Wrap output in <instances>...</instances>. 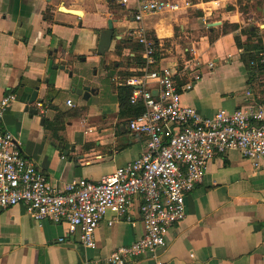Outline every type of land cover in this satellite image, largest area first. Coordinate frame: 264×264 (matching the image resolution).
I'll list each match as a JSON object with an SVG mask.
<instances>
[{
  "label": "crops",
  "instance_id": "obj_1",
  "mask_svg": "<svg viewBox=\"0 0 264 264\" xmlns=\"http://www.w3.org/2000/svg\"><path fill=\"white\" fill-rule=\"evenodd\" d=\"M168 1L177 8L145 15L143 22L159 44L158 68L178 65L176 53L191 51L183 62L198 60L201 74L191 89L181 92V103L212 116L220 109L232 112L257 102L264 93V66L253 68L249 75L240 60L235 32H223L222 25L229 22L248 32L260 30L264 47V0H246L257 8L243 12L238 0ZM134 9L135 0L125 6L114 0H0V98L8 92L17 96L5 111L1 128L15 137L22 155L33 160L56 187L73 179L98 181L143 150L145 138L133 136L127 127L134 108L123 110L119 103L123 96L119 88L139 70L127 44L133 41L128 33L134 26L129 18ZM108 18L115 20L120 38L98 55L99 34ZM177 31L179 37L194 39L181 47L171 42ZM165 41L175 47L170 57L159 55L168 51ZM96 64L110 72L109 79L89 78L85 71ZM83 86L97 92L83 99L72 91ZM35 87L37 100L28 104ZM67 100L74 106L69 107ZM60 113L66 115L59 117ZM55 120L58 124H53ZM185 209V218L170 229L165 246L130 264H264V159L255 166L235 150L215 157L203 181L186 195ZM130 213L132 223L112 226L106 224L112 216L108 213L95 231V247L88 248L81 243L80 232H69L66 223L35 221L22 205L2 209L0 264L102 260L143 234L136 203Z\"/></svg>",
  "mask_w": 264,
  "mask_h": 264
},
{
  "label": "built area",
  "instance_id": "obj_2",
  "mask_svg": "<svg viewBox=\"0 0 264 264\" xmlns=\"http://www.w3.org/2000/svg\"><path fill=\"white\" fill-rule=\"evenodd\" d=\"M114 1L124 6L128 2ZM175 8L168 0H135L134 26L128 34L142 48L144 70L123 83L133 87L130 103L143 108L128 119L127 127L133 136L144 137L145 144L126 165L98 181L73 179L59 188L33 160L22 155L15 137L0 124V210L22 205L35 221L66 223L69 232L78 230L81 243L94 248L95 231L106 215L112 214L106 220L108 226L132 223L130 209L136 203L143 226L141 237L91 264H130L138 256L164 247L170 229L185 218L186 195L203 181L207 165L215 157L235 150L255 166L264 159V93L251 105L204 116L181 103V92L191 89L201 74L196 57L182 65L150 69L157 63L159 44L145 28L144 16ZM250 65L264 66V51L256 53ZM16 100L13 92L0 98V123ZM66 104L74 106L71 100Z\"/></svg>",
  "mask_w": 264,
  "mask_h": 264
},
{
  "label": "trees",
  "instance_id": "obj_3",
  "mask_svg": "<svg viewBox=\"0 0 264 264\" xmlns=\"http://www.w3.org/2000/svg\"><path fill=\"white\" fill-rule=\"evenodd\" d=\"M229 10H231V9L229 8ZM227 27H229V29ZM222 31L223 32H227V31L235 32V36H234L235 43H236L237 47L241 49L240 60L243 63V65L245 66L249 75H251L252 69L255 67L250 65V61L255 57L256 53L263 50V48H264L263 44H262L261 35L259 34L260 30L248 32L247 29H243V28L239 29L238 24H232V23L224 22L222 25ZM242 37H244V39H242ZM132 40H133L132 42L130 41L127 44H128V47L133 51L134 58L137 59V61H138V65H139L138 75H141L143 73V70H144V60L141 56L142 48L134 38H132ZM154 40L156 41V43H158V41L156 39H154ZM157 56L158 55L156 53V57ZM156 68H157V65L152 66L150 69L153 70ZM132 89H133V87H131V86H125V87L119 88V90L123 92V96H121L119 103H120L121 108L124 107V108H122L123 110L127 106H131L132 108H134L132 116H135V115L140 114L143 111V108L140 104L132 105L130 103L129 97H130V94L132 92ZM65 115L66 114H64V113H60L59 117H64ZM56 120L58 121V119H56ZM56 120L53 122V124H58ZM60 129H61V127H59L57 130H60ZM59 140L64 141V139L62 137H60Z\"/></svg>",
  "mask_w": 264,
  "mask_h": 264
},
{
  "label": "rangeland",
  "instance_id": "obj_4",
  "mask_svg": "<svg viewBox=\"0 0 264 264\" xmlns=\"http://www.w3.org/2000/svg\"><path fill=\"white\" fill-rule=\"evenodd\" d=\"M238 8H239L240 11L243 12V11L250 10V8H251V10H252V8H253V10H255V8H257V7H256V3H254V4L252 3L251 4L249 1L247 3L246 0H238ZM215 18L218 19V17H215ZM227 28L229 29V27H227ZM199 30L201 32H205L206 31L205 28H203V29L201 28ZM178 31H179V29H178ZM178 31L176 32L175 39H173V41H171V42H176V43L180 44L181 47H186V42H189L190 39L193 40L194 38L191 35H187L188 38H186L185 35H182L181 37H179V33L180 32H178ZM214 35H215V33L210 35L209 36V40H212ZM171 42L170 41H167V42L165 41L164 42V45H165V47H166V49L168 51H161L160 54H159L160 57H170V55H171L170 53L171 52H173V54H175V47H174V45H172ZM170 48H172V50ZM191 53H192L191 51H189V52H187L185 54L176 53V57H175V61L174 62H176L178 65H182L184 59H189L192 56ZM85 72L89 76V78L93 79L94 82L103 81L105 76L108 79L110 78V76H109L110 72L109 71H104L103 68L99 64H96L95 66H91Z\"/></svg>",
  "mask_w": 264,
  "mask_h": 264
},
{
  "label": "water",
  "instance_id": "obj_5",
  "mask_svg": "<svg viewBox=\"0 0 264 264\" xmlns=\"http://www.w3.org/2000/svg\"><path fill=\"white\" fill-rule=\"evenodd\" d=\"M60 8L63 10H66L68 12H71V13L80 14V11L66 9L63 5H61ZM114 21H115L114 19L108 18L106 20V27L100 31L98 44H97V50H96L98 55H102L106 51H108L112 42L114 40H118L120 38V36L116 35V29L114 27ZM215 24H219V23L218 22L217 23H211V25H215ZM55 68H56V66H55ZM60 68L63 69V66H60ZM37 90H38V88L35 87L33 89V91L31 92V95H30L29 100H28V104H32L37 100ZM72 91H74L77 95L81 96L83 99H87L91 93L97 92L95 89H92L88 86L72 87ZM38 103H41L40 99H38ZM29 111H31L34 114L38 113L37 109H29ZM42 121H43V119H42Z\"/></svg>",
  "mask_w": 264,
  "mask_h": 264
},
{
  "label": "flooded vegetation",
  "instance_id": "obj_6",
  "mask_svg": "<svg viewBox=\"0 0 264 264\" xmlns=\"http://www.w3.org/2000/svg\"><path fill=\"white\" fill-rule=\"evenodd\" d=\"M129 18H131V17H129Z\"/></svg>",
  "mask_w": 264,
  "mask_h": 264
}]
</instances>
